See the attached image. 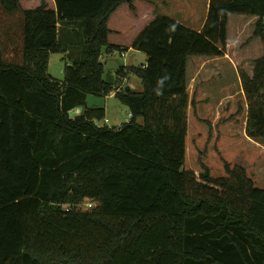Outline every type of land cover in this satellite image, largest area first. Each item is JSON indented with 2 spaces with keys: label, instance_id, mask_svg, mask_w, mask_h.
Segmentation results:
<instances>
[{
  "label": "trees",
  "instance_id": "16d2710c",
  "mask_svg": "<svg viewBox=\"0 0 264 264\" xmlns=\"http://www.w3.org/2000/svg\"><path fill=\"white\" fill-rule=\"evenodd\" d=\"M54 1L0 0V264H264V187L226 161L218 176L185 165L188 57L223 55L232 13L258 17L264 47V0H210L200 30L157 15L131 46L109 22L135 0ZM131 47L146 61L106 79L102 54ZM53 52L68 58L62 79ZM253 64L246 133L262 141L264 54ZM130 72L142 89L121 87ZM116 88L130 119L97 124L106 109L88 95Z\"/></svg>",
  "mask_w": 264,
  "mask_h": 264
},
{
  "label": "rangeland",
  "instance_id": "374dc122",
  "mask_svg": "<svg viewBox=\"0 0 264 264\" xmlns=\"http://www.w3.org/2000/svg\"><path fill=\"white\" fill-rule=\"evenodd\" d=\"M50 5V0H46ZM137 1V0H136ZM141 4L148 0H139ZM153 1V0H152ZM41 0H24V6L35 7ZM186 2V1H185ZM155 2H151L153 6ZM184 3L182 0H157L160 7L157 12H168L171 7L173 14H177V8ZM55 6V2H53ZM145 4V3H144ZM146 5V4H145ZM165 5V6H164ZM166 7L167 9H164ZM200 16L204 12L203 2L199 5ZM127 8V5L120 10ZM230 40L228 39L224 51L231 54V63L242 64L239 76L233 68H227L225 82L229 83L222 94L219 91L218 73H213V82L206 87L208 93L194 94L193 101L188 108V134L186 168L202 172V163H205L214 176L226 174L224 163L228 162L231 167H244L247 174L254 180L255 184L264 187V140L258 141L246 133L248 104L241 82V72L253 74L254 60L262 55L263 47L259 37H251L254 32L258 17L232 13L229 16ZM198 25V22H195ZM81 39V36H78ZM113 41H118L112 35ZM105 78L114 81L117 78V70L121 65H127L130 59L136 65L146 61L144 51L132 49L127 52L126 57L120 55L119 50L112 53L104 52ZM66 53L53 52L50 55L48 71L55 77H64V68L68 61ZM233 65V63H232ZM123 77L122 72L119 73ZM131 80H125L123 85H131L142 89L143 85L136 75L129 73ZM123 78H121V81ZM87 105L91 107H104L107 111L106 118L102 124L109 126L120 125L130 118L129 107L114 94L107 96L89 94ZM76 116L74 110L71 114ZM141 121V119H139ZM95 204V203H94ZM84 206V204H82Z\"/></svg>",
  "mask_w": 264,
  "mask_h": 264
},
{
  "label": "crops",
  "instance_id": "0c3cea01",
  "mask_svg": "<svg viewBox=\"0 0 264 264\" xmlns=\"http://www.w3.org/2000/svg\"><path fill=\"white\" fill-rule=\"evenodd\" d=\"M24 1V0H23ZM184 3L180 6V8H177L176 10L178 13L173 14L175 11L171 9H167L164 7V9H167L168 12H157V10L160 8L157 4V0H148L147 2H144L143 4L140 3L139 0H135L136 5V11L133 12L127 4L122 5L121 7H124L127 5L126 9H119L112 15L109 25L112 29V32L110 33V41L116 44H123V45H129L131 46L136 36L139 34V32L143 29V27L155 16L160 14H166L169 16H172L179 20L180 22L194 28L200 30L206 19L208 14V8H209V1L210 0H182ZM186 1V2H185ZM54 0H50V6L55 7ZM151 2H155L153 6ZM203 2L204 4V12L202 17L200 16V3ZM23 3V2H22ZM165 6V5H164ZM26 7V6H25ZM26 8H30V6H27ZM231 15V14H230ZM244 15V14H241ZM257 17L255 15H248ZM230 18V17H229ZM195 22H198V25H196ZM228 33H230V24H228ZM116 36L118 41H113L111 39V36ZM228 39L230 40V36H228ZM261 41V39H260ZM262 44V41L260 42ZM263 47V44H262ZM134 48H130L129 50H132ZM128 50V51H129ZM127 51V52H128ZM264 54V47L262 51V55ZM261 55V56H262ZM260 56V57H261ZM232 58L231 54L227 51H224L223 55L220 56H204V55H191L188 57L187 61V76H188V90L190 94V100L193 99L194 94H206L208 91H206V87L209 86L213 82V73H218V81H219V91L222 94L224 92L226 87H229V83L225 82V72L227 68H233L236 72V74L239 76V70L242 67V64L238 65L234 62L233 65L230 61V58ZM103 55L101 56V60L103 61ZM259 58V57H258ZM147 59V56H146ZM133 59H130V61ZM134 61V60H133ZM104 62V61H103ZM254 67V64H253ZM125 80V79H124ZM129 80H131L129 78ZM191 102V101H190ZM87 107H91L86 104ZM85 109V106H77L73 108L72 110L75 111V113L78 115L83 112ZM71 110V111H72ZM70 111V114H71ZM106 114L107 111L105 110ZM129 115L131 117V114L129 112ZM73 116V115H71ZM130 119V118H129ZM105 120L107 118L105 117ZM98 124H102V120H98Z\"/></svg>",
  "mask_w": 264,
  "mask_h": 264
},
{
  "label": "built area",
  "instance_id": "2783aa9c",
  "mask_svg": "<svg viewBox=\"0 0 264 264\" xmlns=\"http://www.w3.org/2000/svg\"><path fill=\"white\" fill-rule=\"evenodd\" d=\"M120 55L121 56H124V57H126V55H127V51H120ZM132 61V60H131ZM129 64V63H128ZM127 64V65H128ZM126 65V66H127ZM142 66H145L144 64L142 65ZM129 80V77H126L125 78V80ZM124 80V81H125ZM124 83V82H123ZM125 85H121V87H124ZM120 88H116V89H114L113 91H111V93L110 94H114L115 95V93H116V91L117 90H119ZM96 121V123L98 124L99 123V121L98 120H95ZM95 203V204H94ZM82 204H84V206H82ZM81 207H83V208H90V207H93V206H95L96 205V202L95 201H93V200H90V199H86L83 203H81V204H79Z\"/></svg>",
  "mask_w": 264,
  "mask_h": 264
}]
</instances>
